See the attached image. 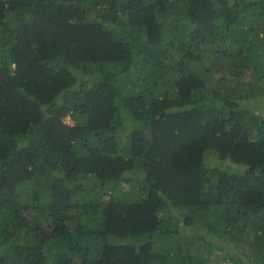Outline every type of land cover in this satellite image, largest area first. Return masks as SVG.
Wrapping results in <instances>:
<instances>
[{
	"label": "trees",
	"instance_id": "1",
	"mask_svg": "<svg viewBox=\"0 0 264 264\" xmlns=\"http://www.w3.org/2000/svg\"><path fill=\"white\" fill-rule=\"evenodd\" d=\"M262 111L264 0H0V264H264Z\"/></svg>",
	"mask_w": 264,
	"mask_h": 264
},
{
	"label": "rangeland",
	"instance_id": "2",
	"mask_svg": "<svg viewBox=\"0 0 264 264\" xmlns=\"http://www.w3.org/2000/svg\"><path fill=\"white\" fill-rule=\"evenodd\" d=\"M261 114L262 116H264V111H262ZM67 122L73 125V121L70 117L67 118ZM210 152L206 156L207 161L211 163L210 165L220 166V161L217 159L215 152L213 151L211 153ZM226 166H230L232 169L234 168L235 170H237V168L231 164H226ZM226 247H229V245L227 244ZM224 252L217 250L216 252H213L212 254H210L208 257L207 264H234L224 259L225 258Z\"/></svg>",
	"mask_w": 264,
	"mask_h": 264
}]
</instances>
